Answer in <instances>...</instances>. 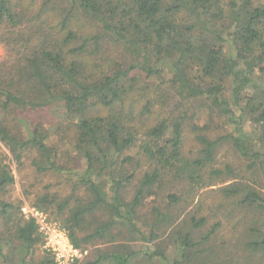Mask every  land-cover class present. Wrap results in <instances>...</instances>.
<instances>
[{"label": "trees", "instance_id": "16d2710c", "mask_svg": "<svg viewBox=\"0 0 264 264\" xmlns=\"http://www.w3.org/2000/svg\"><path fill=\"white\" fill-rule=\"evenodd\" d=\"M0 45V264H54L9 160L75 264H264V0H0Z\"/></svg>", "mask_w": 264, "mask_h": 264}, {"label": "built area", "instance_id": "2783aa9c", "mask_svg": "<svg viewBox=\"0 0 264 264\" xmlns=\"http://www.w3.org/2000/svg\"><path fill=\"white\" fill-rule=\"evenodd\" d=\"M22 214L26 219H33L38 232L44 238L43 248L53 257L54 264H75L82 257V252L69 241L67 233L59 224L49 222L47 216L30 205L22 207Z\"/></svg>", "mask_w": 264, "mask_h": 264}, {"label": "rangeland", "instance_id": "374dc122", "mask_svg": "<svg viewBox=\"0 0 264 264\" xmlns=\"http://www.w3.org/2000/svg\"><path fill=\"white\" fill-rule=\"evenodd\" d=\"M5 56V48L0 45V61L4 58ZM2 151L5 153V155H7L8 157H10L8 151L2 147ZM11 158V157H10ZM9 164L11 166V169H12V173L15 177V184L12 188H10L9 190V198L10 200H15L16 202H19L20 203V208H21V214H22V207L24 205H30L31 204L29 203V199L25 196V188H27L28 186L22 188V185H21V177H23L22 175L23 174H18L17 170H16V165L13 161H10L9 160ZM27 168L25 167L23 172H27ZM26 173H24L25 175ZM43 181H48L47 178H44ZM27 185V184H26ZM44 213V212H43ZM46 216H47V220L49 222H53V223H57L59 224L58 222L56 221H51L48 219V215L46 213H44ZM23 215V214H22ZM60 225V224H59ZM61 227V226H60ZM62 228V227H61ZM43 251V248L42 247H38L37 250H36V254H35V258L41 254V252ZM82 256H84V253H82Z\"/></svg>", "mask_w": 264, "mask_h": 264}]
</instances>
